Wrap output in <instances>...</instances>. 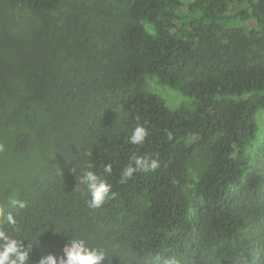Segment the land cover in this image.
<instances>
[{
	"label": "trees",
	"instance_id": "1",
	"mask_svg": "<svg viewBox=\"0 0 264 264\" xmlns=\"http://www.w3.org/2000/svg\"><path fill=\"white\" fill-rule=\"evenodd\" d=\"M7 4L40 21L9 29ZM65 6L0 0V113L44 120L15 128L16 153L32 132L52 153L16 197L27 207L7 209L34 244L31 264L77 236L114 249L112 264H264V142L245 158L264 111V0H128L107 46L88 43L87 21ZM146 76L193 109H170ZM137 123L149 130L141 146L127 142ZM133 154L160 166L121 183ZM88 163L112 165L117 196L100 209L76 184Z\"/></svg>",
	"mask_w": 264,
	"mask_h": 264
},
{
	"label": "rangeland",
	"instance_id": "2",
	"mask_svg": "<svg viewBox=\"0 0 264 264\" xmlns=\"http://www.w3.org/2000/svg\"><path fill=\"white\" fill-rule=\"evenodd\" d=\"M181 1L186 3L192 0ZM127 3L128 0H69V6H65L63 10L66 12L74 11L76 14L81 13L83 15L84 20L87 21L84 28L87 30L88 43L96 41L100 45L107 46L115 37L119 25L124 20ZM3 9L5 10V19L9 29L17 27L21 18L25 20L35 18V20L40 21L36 15H30L11 4H7ZM17 33L15 32L16 35ZM66 42L74 46L70 40ZM142 88L161 96L170 109H182L187 113L193 109L191 97L184 95L178 87L160 85L155 77L146 76ZM6 112L1 111L0 113V146H2V150H0V202L3 203L25 191L29 178L45 169L47 159L52 156L48 146L39 142L35 132H32V140L28 151L23 154L16 153L13 150L15 128L23 125L27 127L30 124L38 126L44 120L41 117L39 119L37 115L33 116L31 112H29L30 117L27 116L28 119L24 112L18 113L14 117L11 112L5 114ZM256 119L258 123L256 138L245 149L247 162L257 155L264 142L263 110L258 111ZM25 122L27 124H23ZM198 162L199 158L195 159V164H198ZM44 249L46 248L44 247ZM40 257L35 256L34 262L37 263Z\"/></svg>",
	"mask_w": 264,
	"mask_h": 264
},
{
	"label": "clouds",
	"instance_id": "3",
	"mask_svg": "<svg viewBox=\"0 0 264 264\" xmlns=\"http://www.w3.org/2000/svg\"><path fill=\"white\" fill-rule=\"evenodd\" d=\"M149 136V130L144 124L137 123L127 142L131 145H143ZM168 139H172L171 133ZM2 150V146H0ZM158 154H133L128 164L122 168L120 182L127 183L134 173L154 172L159 167ZM94 165L88 163L85 168L78 169L75 176L76 184L90 196L86 201L89 209H100L109 201L116 198L107 176L112 173V165L104 164L101 171H95ZM77 169V168H76ZM27 202L16 197L9 198L6 203L0 202V264H31L30 256L34 244L20 235L21 229L16 215L7 209L17 211L25 209ZM60 233V232H57ZM27 241V244H25ZM118 257L114 249L102 244H92L82 236L71 237L62 248V254L53 253L41 255L37 264H112L113 258ZM159 258V256H156ZM171 264V261H166Z\"/></svg>",
	"mask_w": 264,
	"mask_h": 264
}]
</instances>
